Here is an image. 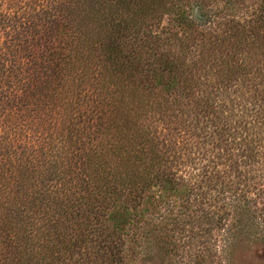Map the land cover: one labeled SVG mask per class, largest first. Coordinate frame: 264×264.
Returning <instances> with one entry per match:
<instances>
[{"label": "trees", "instance_id": "1", "mask_svg": "<svg viewBox=\"0 0 264 264\" xmlns=\"http://www.w3.org/2000/svg\"><path fill=\"white\" fill-rule=\"evenodd\" d=\"M10 1L0 264L264 250V0Z\"/></svg>", "mask_w": 264, "mask_h": 264}, {"label": "rangeland", "instance_id": "2", "mask_svg": "<svg viewBox=\"0 0 264 264\" xmlns=\"http://www.w3.org/2000/svg\"><path fill=\"white\" fill-rule=\"evenodd\" d=\"M257 1L258 0H246L248 4L253 3V2L256 3ZM0 5H1L0 10L4 13H9L10 12L9 10L13 9L14 7L13 1H10V0H0ZM32 31L33 30L28 29L27 32L23 33L21 39L23 38L29 39L32 35ZM15 32L17 33L18 31H15ZM13 36L14 34L11 35V37ZM9 37H6V39H8ZM6 52H9V51L6 50ZM16 61L17 63L20 62V56L18 54H16ZM16 61H15L14 67H16L17 65ZM8 81H10L9 83L13 85L12 88L18 87V89L16 90L17 96L21 98L24 95V93L22 89V84L20 83L19 79L15 78V80L13 81L12 80H8ZM5 87L6 85H4L2 90L5 95L9 96L10 92ZM13 100L14 99L12 100L9 99L8 101L4 100L2 103L4 106H6L7 103L9 105H12ZM22 100H23V103H26V101H28V99H26L25 96H23ZM17 105L20 106V103ZM161 262H162L161 259H158V257L155 256L150 263L143 262L142 259H139L135 264H162ZM223 264H226V263H223ZM230 264H264V250L257 245H253L248 242L244 243L243 241H240L236 243V245L234 246L232 250Z\"/></svg>", "mask_w": 264, "mask_h": 264}, {"label": "water", "instance_id": "3", "mask_svg": "<svg viewBox=\"0 0 264 264\" xmlns=\"http://www.w3.org/2000/svg\"><path fill=\"white\" fill-rule=\"evenodd\" d=\"M194 16H195V18H197V15L196 14H194Z\"/></svg>", "mask_w": 264, "mask_h": 264}]
</instances>
